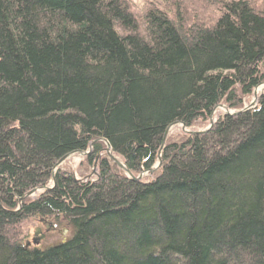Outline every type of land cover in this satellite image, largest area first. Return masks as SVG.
<instances>
[{"label":"trees","instance_id":"1","mask_svg":"<svg viewBox=\"0 0 264 264\" xmlns=\"http://www.w3.org/2000/svg\"><path fill=\"white\" fill-rule=\"evenodd\" d=\"M0 0V264H264L261 0ZM106 140L140 182L101 157ZM94 182L56 164L86 152ZM54 188L36 199L27 196ZM42 221L71 237L26 249Z\"/></svg>","mask_w":264,"mask_h":264},{"label":"rangeland","instance_id":"2","mask_svg":"<svg viewBox=\"0 0 264 264\" xmlns=\"http://www.w3.org/2000/svg\"><path fill=\"white\" fill-rule=\"evenodd\" d=\"M147 1L148 0H131V2H132L131 4L134 5V8L136 10L141 11L142 9L145 8L146 4L148 3ZM259 1H261V0H259ZM262 1L264 2V0H262ZM262 89L264 90L263 86H262ZM262 89H260L261 91H259V93L257 94V98H259L260 94L262 93V91H263ZM256 101H257V99L253 95L252 98L247 102V104H245V107H249L250 105H253L254 106L253 108H255L256 107L255 106ZM241 111H243V110H240V111L229 110L225 104H221L213 112V115L211 116V118L209 120L208 126H195L191 129L186 128L184 130L181 124H175L170 129V135L179 136L180 134H186V133L188 135H190V133H192V132L206 131V129L209 128L212 123L214 124L217 121V119L220 118L222 115H228L229 114L232 117H237V116H240L239 113ZM105 150H106V147H105L104 151L101 153V155H100L101 157H103V156L108 157ZM86 157H87V155L80 154V153H76V154L70 156L65 161L60 163L58 166L56 164L54 171H53V174H55L58 170H62V171H66V172L71 173L72 175H74L75 178H78V179L82 178L84 180V182H94L97 179L98 166L97 165L96 166L87 165L85 163ZM118 160L121 163H123L120 158ZM157 165H159V164H157ZM144 174H145L144 176L148 175L146 173H144ZM52 187H53V181H51L49 183L47 188L38 189L35 191V193H33L29 197L31 199H36L40 195L44 194V192L47 191L46 189H51ZM38 228H42V230L44 232L45 228L41 224H39L38 221L29 222V223L25 224V226L23 228V237L25 239L23 240V242L24 243H27V242L32 243V241L34 239H36L38 241V246L35 248L40 249L42 251L60 244L62 242V239H64V238L68 239L71 237L70 230L61 227L59 230L47 234L46 237L39 238L38 236L37 237L35 236V233H36ZM65 230H67V231H65ZM63 234H65V235H63ZM31 248H34V246H32Z\"/></svg>","mask_w":264,"mask_h":264},{"label":"bare ground","instance_id":"3","mask_svg":"<svg viewBox=\"0 0 264 264\" xmlns=\"http://www.w3.org/2000/svg\"><path fill=\"white\" fill-rule=\"evenodd\" d=\"M262 86L264 87V81L263 82H261V83H259L258 85H257V87H255L254 88V90H253V95H254V97L255 98H257V94L259 93V91H261L260 89H262ZM263 90V89H262ZM264 92V90L262 91V93ZM261 93V94H262ZM260 94V95H261ZM258 102V98H257V101H256V103ZM255 103V106L257 105ZM253 105H250L249 107H244L242 110L243 111H245V112H247V111H249V110H251V109H253ZM244 112V113H245ZM186 127V126H185ZM212 127L210 126L209 128H207L206 129V131H201V132H192V133H190V135H194V134H201V133H205V132H207V131H209L210 129H211ZM171 129V128H170ZM170 129H169V131L167 132H165V135H166V138H165V140H164V137H165V135H164V137H163V147L164 146H166V144H167V141H168V139L170 138V137H172L173 135H170ZM187 134V133H186ZM103 143H104V145H105V147H106V149H107V147H108V145L110 146V144L106 141V140H102V139H100ZM111 147V146H110ZM91 150L92 149H90V150H87L86 152L87 153H91ZM86 152H84V153H86ZM113 152L111 151V154H112ZM88 154V155H89ZM114 155V154H113ZM115 156V155H114ZM116 157V156H115ZM98 159L100 158L99 156L97 157ZM96 158V160H95V164H94V166L98 163V159ZM117 158V157H116ZM160 158V157H159ZM117 159H119V158H117ZM122 161V160H121ZM111 163H112V165H114V169H116V170H120V171H124V173H125V175H126V177L129 179V180H131V181H134V182H140L141 180H143L144 179V177H146V176H149V177H151L155 172H156V170L158 169H156L155 171H152V169L154 168H152L150 171H148L146 174H148V175H146V176H144L145 174H139L138 176H134L133 174H131V172L126 168V166L124 165V163H122V165H123V167H124V169L122 168L121 169V167L119 166V165H117V164H115L113 161H111ZM54 171V170H53ZM57 173V172H56ZM56 173L55 174H52V177H55V175H56ZM75 178V177H74ZM75 180L76 181H81V182H84V180L82 179V178H80V179H78V178H75ZM48 191V190H47ZM24 238V237H23ZM28 243L29 242H27V243H24L25 244V246H26V249H30L33 245H28ZM29 246V247H28Z\"/></svg>","mask_w":264,"mask_h":264},{"label":"water","instance_id":"4","mask_svg":"<svg viewBox=\"0 0 264 264\" xmlns=\"http://www.w3.org/2000/svg\"><path fill=\"white\" fill-rule=\"evenodd\" d=\"M257 99V98H256ZM245 111H241L239 114L241 115V114H243ZM238 114V115H239ZM175 124H178V123H175ZM175 124H173L172 126H170L168 129H167V132L169 131V129L171 128V127H173ZM182 125V127H183V129L185 130L186 129V127H185V125L184 124H181ZM165 138H166V135H165V137H164V140H165ZM106 151V154L108 155V157L111 159V161H113L115 164H117V165H119L120 167H121V169L123 168L124 169V167H123V165H122V163L113 155V153L111 154V147L108 145V147H107V149L105 150ZM79 153H81V154H85V155H88L89 153H84V152H79ZM70 155H67V156H65L64 158H62L58 163H57V166L60 164V163H62L63 161H65L68 157H69ZM98 159V158H97ZM161 165H162V160H161V157L159 158V165H157V166H155L153 169H152V171H155L157 168H159V167H161ZM54 184H55V182H54ZM52 189V188H51ZM51 189H46V190H51ZM33 193H35V191H33V192H31V193H29L27 196H31ZM65 233V232H64ZM39 235V232H37L36 234H35V236L37 237ZM63 235H65V234H63ZM28 245H31L30 243H28ZM33 245H38V241L36 240V239H34L33 240ZM29 247V246H28Z\"/></svg>","mask_w":264,"mask_h":264},{"label":"flooded vegetation","instance_id":"5","mask_svg":"<svg viewBox=\"0 0 264 264\" xmlns=\"http://www.w3.org/2000/svg\"><path fill=\"white\" fill-rule=\"evenodd\" d=\"M46 229V228H45ZM42 233H43V231H42ZM44 234V233H43ZM47 236V235H46Z\"/></svg>","mask_w":264,"mask_h":264}]
</instances>
